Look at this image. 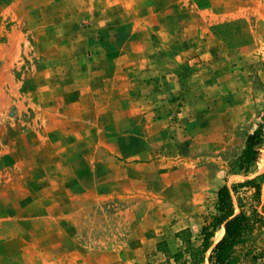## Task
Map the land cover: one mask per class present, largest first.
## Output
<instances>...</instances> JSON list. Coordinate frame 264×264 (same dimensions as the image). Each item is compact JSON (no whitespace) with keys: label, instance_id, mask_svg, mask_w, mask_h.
<instances>
[{"label":"rangeland","instance_id":"374dc122","mask_svg":"<svg viewBox=\"0 0 264 264\" xmlns=\"http://www.w3.org/2000/svg\"><path fill=\"white\" fill-rule=\"evenodd\" d=\"M223 185L264 218V0H0V264H167Z\"/></svg>","mask_w":264,"mask_h":264},{"label":"trees","instance_id":"16d2710c","mask_svg":"<svg viewBox=\"0 0 264 264\" xmlns=\"http://www.w3.org/2000/svg\"><path fill=\"white\" fill-rule=\"evenodd\" d=\"M262 134L261 128L256 129L247 138V144L242 154L233 163L235 168H246L251 162L257 158V150L255 145L260 142V136ZM253 182V180H247L245 184ZM256 186V191L253 197H257L260 193V186ZM235 187V186H233ZM238 207L240 211H236L230 188L227 185H223L218 190V200L216 204V212L212 214L211 221L204 225L202 228V247L201 254L196 260L195 264H204L205 251L212 244V237L217 228L223 226L221 229L222 238H220L212 247L209 254L210 264H240V255L237 254V250L247 244L251 240L252 232L257 224L264 223V218L258 215L256 210H253L251 214H247L242 208L240 200L238 201ZM245 255H250L252 260L255 261L257 256L251 255L250 250H246ZM182 252L176 254V258H180Z\"/></svg>","mask_w":264,"mask_h":264},{"label":"crops","instance_id":"0c3cea01","mask_svg":"<svg viewBox=\"0 0 264 264\" xmlns=\"http://www.w3.org/2000/svg\"><path fill=\"white\" fill-rule=\"evenodd\" d=\"M195 219L198 221L199 218L195 217ZM202 228L200 227V231L199 234L196 233V229L195 227H189V231L192 232L195 236H197V239L195 241V243H192V247L189 248L186 246V241H185V233L189 232L188 229L185 230L184 232H179L178 235H180L181 237H178V242L176 243V247L170 252V250L168 248H172V245L170 244V247H166L163 246V248H165L164 250H161V248L158 246V252H163L165 253L167 256V264H195L196 260L198 259L199 255L201 254V247H202V242H203V238H202ZM223 228V226L217 228L214 232V235L212 237V244L211 246L205 251L204 253V260L202 261V263L204 264H210L209 263V254L211 252V249L213 247V245L220 239L222 238V231L221 229ZM224 229V228H223ZM188 236V234H187ZM162 247V246H161ZM260 249V248H258ZM245 250L246 248L241 247L237 250V254L240 255L241 259H240V264H264V257H261L258 259L257 262H253L249 257H247L245 255ZM182 252V256H180V258H176V254Z\"/></svg>","mask_w":264,"mask_h":264}]
</instances>
